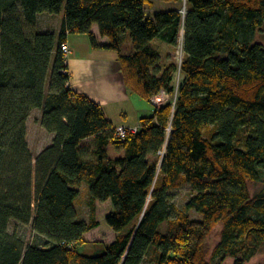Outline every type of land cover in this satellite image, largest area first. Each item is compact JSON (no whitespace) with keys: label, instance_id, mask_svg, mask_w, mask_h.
<instances>
[{"label":"trees","instance_id":"trees-1","mask_svg":"<svg viewBox=\"0 0 264 264\" xmlns=\"http://www.w3.org/2000/svg\"><path fill=\"white\" fill-rule=\"evenodd\" d=\"M64 1L0 0V264H247L263 253L264 193L249 186L264 184V0H162L180 7L153 17L151 0ZM62 12L58 33L39 31L40 14ZM94 25L133 95L168 97L124 140L69 85L62 45L76 34L102 48ZM35 110L53 136L37 157ZM84 183L88 221L76 208ZM184 186L192 194L179 210L170 192ZM107 201L116 237L102 255H82Z\"/></svg>","mask_w":264,"mask_h":264},{"label":"crops","instance_id":"crops-1","mask_svg":"<svg viewBox=\"0 0 264 264\" xmlns=\"http://www.w3.org/2000/svg\"><path fill=\"white\" fill-rule=\"evenodd\" d=\"M63 22V12L59 15L40 14L38 29L41 32L58 33ZM98 43L102 48H92L87 35H70L68 45L70 55L68 66L70 72L69 85L80 94L89 96L101 105L107 118L114 127H138L143 117L151 116L155 107H145L126 87L115 51L104 48L108 39L99 34L98 26L94 25Z\"/></svg>","mask_w":264,"mask_h":264},{"label":"rangeland","instance_id":"rangeland-1","mask_svg":"<svg viewBox=\"0 0 264 264\" xmlns=\"http://www.w3.org/2000/svg\"><path fill=\"white\" fill-rule=\"evenodd\" d=\"M67 0L64 1V6L66 7ZM176 7H180L175 2H164L162 0H151L150 4L145 6V11L147 17H153L157 13L161 12H168L170 10L175 9ZM182 12L186 14V6L185 4L181 8ZM183 34V32H182ZM256 42L264 45V28L258 32L256 37ZM129 40H127V44H129ZM183 39L180 40L179 48L175 54V61L178 64H181L183 59ZM180 75H177V83L180 81ZM137 99L141 100L145 107H153L154 103L151 101H145L139 96ZM168 97L166 95H159L157 97L156 104L163 105L167 101ZM42 116L41 110H35L32 112L29 120H28V128H27V141L29 144V148L34 157L39 156L47 147H49L53 141V136L49 134L44 128L41 126L40 119ZM251 195L255 196L257 194L264 193V184H251L249 186ZM170 194L173 197V201L176 207L179 210H184L186 203L189 201L192 190L189 186H184L177 190H172ZM88 199H89V186L87 183H84L80 188V196L76 203V208L79 215V220L88 221L90 218V210L88 206ZM113 212L111 201H107L105 203H97V221L99 222L100 226L87 233L85 235L84 244H78L77 249L78 251L85 256L88 257H96L100 256L105 252L106 245L111 243L115 237L116 233L106 224V217L109 216ZM188 215L193 220H200V216H198L195 212L190 211ZM163 226V227H162ZM160 227V231L167 232L166 224ZM28 236L30 235V228L25 229ZM221 235V226H218L211 236L208 239L207 245L209 248L210 253L214 251L216 246L220 241ZM151 263V256L146 261L145 264ZM235 261L233 259H227L224 264H234ZM247 264H264V252L261 254L256 255L252 258Z\"/></svg>","mask_w":264,"mask_h":264},{"label":"built area","instance_id":"built-area-1","mask_svg":"<svg viewBox=\"0 0 264 264\" xmlns=\"http://www.w3.org/2000/svg\"><path fill=\"white\" fill-rule=\"evenodd\" d=\"M62 50L65 53L66 57L68 58V56L70 55L71 51H70V47L67 43L62 45ZM163 95H165L164 93H162ZM152 102L154 104H156L157 102V97L152 99ZM138 127H128V126H118L116 131H117V136L121 139L124 140L126 138V135L130 132V133H135L137 132ZM161 155L164 154V151H161L160 153Z\"/></svg>","mask_w":264,"mask_h":264}]
</instances>
